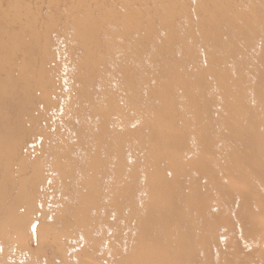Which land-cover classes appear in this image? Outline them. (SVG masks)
Returning a JSON list of instances; mask_svg holds the SVG:
<instances>
[{"label": "bare ground", "instance_id": "obj_1", "mask_svg": "<svg viewBox=\"0 0 264 264\" xmlns=\"http://www.w3.org/2000/svg\"><path fill=\"white\" fill-rule=\"evenodd\" d=\"M0 264H264V0H0Z\"/></svg>", "mask_w": 264, "mask_h": 264}, {"label": "rangeland", "instance_id": "obj_2", "mask_svg": "<svg viewBox=\"0 0 264 264\" xmlns=\"http://www.w3.org/2000/svg\"><path fill=\"white\" fill-rule=\"evenodd\" d=\"M52 1V0H51ZM39 19H41V21L42 22H48V23H52L54 20H52L51 18H46V17H42V18H39ZM47 20V21H46ZM40 22V21H39ZM69 36H71L70 34H69ZM131 35L130 34H128V35H126V37H125V41L128 43L129 42V39H132L131 37H130ZM123 38V37H122ZM122 38H119L118 40H113V41H115V42H118V43H120L121 42V40H122ZM160 40H161V38L160 39H157V40H155L154 39V41H152V43H151V45H150V50L151 51H153V49H154V42L155 41H159L160 42ZM162 41V40H161ZM160 43H162V42H160ZM115 57L116 58H118L116 55H115ZM167 57V56H166ZM114 59V61L117 63V60L115 59V58H113ZM119 61V60H118ZM37 62V64L39 63V61L37 60L36 61ZM118 64V63H117ZM119 66H120V64H118V68H119ZM52 69H53V65H52ZM54 74V73H53ZM166 83H167V80H166ZM112 86V88H114L115 87V84L114 83H110V85H109V88ZM172 86V87H171ZM48 89L50 90V91H53L51 94V98L54 100V101H56V100H60V98L58 97L59 95H56L55 93H54V90H55V88H53L52 87V85H50L49 87H48ZM170 89L172 90V91H175V86H173V85H170ZM38 95V94H37ZM64 95H66V93H63V95L61 94V96H64ZM70 97H66L65 98V101L66 102H69L70 101ZM183 98H179V100H178V102H177V104H176V106H183V104H184V102H183ZM73 101V102H72ZM72 101H70V103H69V107H67V109L64 111L63 109L62 110H57V109H54V110H52L51 111V113L53 114V115H55L56 117H62L63 115H65V114H62L63 112L65 113L66 112V114L67 115H65V116H63L62 117V120L61 121H63V122H59L58 124L59 125H57V123H55V122H53V121H51V126H50V128L48 127L46 130H48V131H52L53 129H55L56 128V126L55 125H57V126H61V132H66V133H64L66 136H67V138H68V136H69V133H70V135H71V129H69V128H67L66 126L68 125V127H69V124L70 123H75V125L77 126V127H89L90 126V124H89V122H90V120H89V118H87L86 117V115H81V111H80V105L78 104V103H76V102H74V100H72ZM182 101V102H181ZM182 103V104H181ZM77 105H79L78 106V108L76 107ZM135 104H133V103H131V106H132V108L134 107V108H136L135 106H134ZM172 106H174V105H169V108L170 107H172ZM72 107V108H71ZM138 107H139V105H138ZM43 107H41L40 109H42ZM75 108V109H74ZM76 108L78 109V110H76ZM69 109L71 110V112L69 111ZM73 109H74V111H73ZM46 110H48V109H46V106H45V108L43 109V111H46ZM139 110V109H138ZM63 111V112H62ZM80 111V112H79ZM134 112H135V110H133ZM77 112V113H76ZM139 112H140V110H139ZM72 113V116H70V114ZM74 113V114H73ZM12 115H15V113H11ZM10 114V115H11ZM42 114V113H41ZM40 114V116L38 117V118H40V120H38V122H39V124H38V128H39V130L40 131H42V130H45V128H46V123L44 122L45 120L42 118V116L43 115H41ZM10 115H9V117H10ZM16 116V115H15ZM72 117H74V118H72ZM81 117V118H80ZM71 118H72V120H71ZM84 118V119H83ZM86 118V119H85ZM66 119H68V120H66ZM71 120V121H70ZM74 120V121H73ZM49 121H50V119H49ZM78 121H79V123H78ZM83 121V123H82V125H81V122ZM34 123V121L33 120H31L30 122H27L26 123V125L27 126H31L32 124ZM89 124V125H88ZM41 125V126H40ZM80 125V126H79ZM88 125V126H87ZM43 127V128H42ZM168 128V129H167ZM64 130H66V131H64ZM70 130V131H69ZM172 130V131H171ZM174 131H175V129H172V128H170V127H166V134H169L170 132L172 133V134H174ZM169 132V133H168ZM216 134V133H215ZM139 135V134H138ZM137 136V135H136ZM22 138H23V140L25 141L27 138H28V135L27 134H25V135H22ZM31 140V139H30ZM191 144L193 145L194 144V142H195V139H192L191 141ZM193 142V143H192ZM129 143V142H128ZM129 145H132V143H130ZM215 148H216V146H215ZM210 149V148H209ZM174 151H168V152H166V158H167V160H168V157L170 156V154L171 153H173ZM30 153V151H28L27 149H25V147H24V145H22V147L18 150V154H20V155H24V157H26L27 158V160H28V162L29 163H32L33 161H34V159H35V157L37 156V155H34V156H31V157H29V156H26V154H29ZM184 155H186V153H184ZM183 158H184V160L185 159H188V158H191V155L190 156H183ZM166 160V161H167ZM41 161H43V159L41 160ZM44 164V163H43ZM169 176L171 175V173L169 172V174H168ZM49 184V182H47L46 183V185H48ZM42 191V190H41ZM22 212H25V210L24 209H21V213ZM91 214L92 215H94L95 214V212H91ZM96 216L98 215V213L96 212V214H95ZM102 229V228H101ZM22 233H24V231H22ZM99 235L98 233H93L92 235H91V238L94 240L95 238H97V236H95V235ZM80 237H82V238H73V237H65V238H63V239H61L59 242H61V245H63V246H67V247H69V248H71L73 251L75 250V251H80L81 250V248L83 249V247H85V245H82V244H84L83 243V241H86L85 242V244L86 245H88L89 243H91L90 245L91 246H94V245H92V244H95L94 243V241L92 242L91 240H90V242L88 241V240H86L85 238L83 239V236H81V235H79ZM95 236V237H94ZM100 236V235H99ZM94 237V238H93ZM71 239V240H70ZM64 240H66V242H64ZM109 241V240H108ZM89 242V243H88ZM107 241H104L103 240V243L102 244H100V245H98V246H94L95 248H97V249H100V248H102L104 245H107V243H106ZM75 243V244H74ZM106 243V244H105ZM79 244V245H78ZM96 244H98V243H96ZM108 244H109V242H108ZM28 245L31 247V248H33L34 246H33V241H29L28 242ZM74 246V247H73ZM81 246V248L79 249V247ZM76 249H79V250H76ZM96 250V249H95ZM96 251H99V250H96ZM66 254H67V259H68V261L69 262H71V263H73L74 262V260H73V258H72V256H70V254L68 253V252H66ZM98 256H100V254L99 253H96ZM60 257V256H59ZM109 258H111V256H109ZM36 262H39V260H37ZM75 263V262H74Z\"/></svg>", "mask_w": 264, "mask_h": 264}]
</instances>
